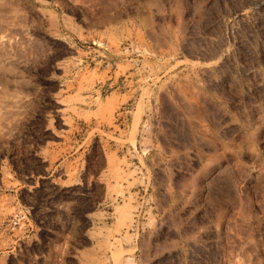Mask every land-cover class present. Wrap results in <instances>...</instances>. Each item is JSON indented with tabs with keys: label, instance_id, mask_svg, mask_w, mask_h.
<instances>
[{
	"label": "rangeland",
	"instance_id": "obj_1",
	"mask_svg": "<svg viewBox=\"0 0 264 264\" xmlns=\"http://www.w3.org/2000/svg\"><path fill=\"white\" fill-rule=\"evenodd\" d=\"M0 264H264V0H0Z\"/></svg>",
	"mask_w": 264,
	"mask_h": 264
}]
</instances>
